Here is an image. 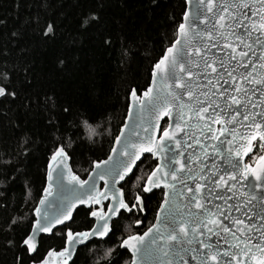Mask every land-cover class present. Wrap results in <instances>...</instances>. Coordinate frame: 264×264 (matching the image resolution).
Returning a JSON list of instances; mask_svg holds the SVG:
<instances>
[{
  "label": "snow or ice",
  "instance_id": "snow-or-ice-1",
  "mask_svg": "<svg viewBox=\"0 0 264 264\" xmlns=\"http://www.w3.org/2000/svg\"><path fill=\"white\" fill-rule=\"evenodd\" d=\"M72 3L81 7L77 30L110 46L105 0ZM182 4L144 85L127 90L106 158L86 159L74 145H102L109 117L97 122L83 106L33 88L36 56L23 26L41 42L54 38L67 0H24L28 15L15 29L0 19V131L11 129L17 159L31 155L35 141L15 105L39 118L45 143L30 226L17 237L24 216L0 222L11 264H77L84 252L86 264H264V0ZM122 48L125 59L132 55ZM85 164L82 177L76 169ZM13 169L0 165L5 194L23 175ZM157 192L145 228L146 202Z\"/></svg>",
  "mask_w": 264,
  "mask_h": 264
},
{
  "label": "trees",
  "instance_id": "trees-1",
  "mask_svg": "<svg viewBox=\"0 0 264 264\" xmlns=\"http://www.w3.org/2000/svg\"><path fill=\"white\" fill-rule=\"evenodd\" d=\"M16 2L17 0H0V19L7 21L8 29L20 27L28 15L27 7L23 6L24 0H21L22 6L19 10L15 8ZM154 2L156 7L149 6L153 0H105L102 25L107 29L106 35L111 38L110 46H104L100 36L95 32L81 34L77 30L81 7L73 6L72 0H67V6L63 11L68 15L59 21L60 26L54 38L41 42L29 32L28 25L23 26L24 39L32 44L30 52L36 56L33 88L37 91L55 92L62 100L83 106L97 116V122L101 118L100 114L109 117V121L103 124L100 130L102 145L99 139L94 145L86 141L83 143L77 141L74 145L78 152L87 154L86 159L88 156L106 157L114 135L118 133L126 115L124 97L128 88L132 85L142 88L145 82V68L173 38L172 18L177 17L182 10V0ZM88 6L83 7L86 9ZM52 19L56 22L58 14L53 15ZM2 31L3 29H0V32ZM122 46H130L132 55L127 59L122 55ZM60 59L65 60V65L58 68ZM12 107L15 118L21 120L22 127L35 141L31 155L17 159L16 152L10 147L14 143L11 129L0 131V165H13V171L23 173L15 178V185L6 194L5 189L8 186L0 184V222L15 215L24 216L26 223L21 225L16 233L19 237L25 228L30 226L28 222L33 218L32 206L39 199L42 152L45 143L39 118L29 117L15 105ZM83 168H87V165L76 169L82 177ZM13 171H10L9 175H12ZM136 171L140 173L141 169L138 168ZM29 192L34 199H25ZM160 199L162 193L157 192L147 200L145 228L153 221L155 208L158 207ZM2 240L3 236L0 235V241ZM12 255L13 251H4L0 248V264H11ZM86 256V252L82 253V258L77 264H86L84 259ZM87 264H91V261H87Z\"/></svg>",
  "mask_w": 264,
  "mask_h": 264
},
{
  "label": "water",
  "instance_id": "water-1",
  "mask_svg": "<svg viewBox=\"0 0 264 264\" xmlns=\"http://www.w3.org/2000/svg\"><path fill=\"white\" fill-rule=\"evenodd\" d=\"M106 158V157H105Z\"/></svg>",
  "mask_w": 264,
  "mask_h": 264
}]
</instances>
